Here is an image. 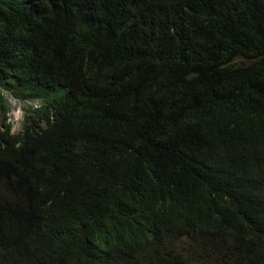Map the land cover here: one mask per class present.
I'll return each instance as SVG.
<instances>
[{
  "label": "trees",
  "instance_id": "trees-1",
  "mask_svg": "<svg viewBox=\"0 0 264 264\" xmlns=\"http://www.w3.org/2000/svg\"><path fill=\"white\" fill-rule=\"evenodd\" d=\"M0 113V264H264V0H0Z\"/></svg>",
  "mask_w": 264,
  "mask_h": 264
},
{
  "label": "rangeland",
  "instance_id": "rangeland-1",
  "mask_svg": "<svg viewBox=\"0 0 264 264\" xmlns=\"http://www.w3.org/2000/svg\"><path fill=\"white\" fill-rule=\"evenodd\" d=\"M4 97L6 98L9 112L7 116V123L11 126L12 133H18L22 128V121L26 110V104L31 105L32 103H23L13 98L10 92L4 91ZM2 115L0 113V128L2 129Z\"/></svg>",
  "mask_w": 264,
  "mask_h": 264
}]
</instances>
